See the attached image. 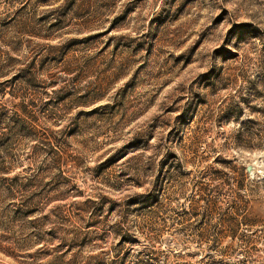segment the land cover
<instances>
[{"label": "rangeland", "instance_id": "rangeland-1", "mask_svg": "<svg viewBox=\"0 0 264 264\" xmlns=\"http://www.w3.org/2000/svg\"><path fill=\"white\" fill-rule=\"evenodd\" d=\"M0 264H264V0H0Z\"/></svg>", "mask_w": 264, "mask_h": 264}, {"label": "water", "instance_id": "water-1", "mask_svg": "<svg viewBox=\"0 0 264 264\" xmlns=\"http://www.w3.org/2000/svg\"><path fill=\"white\" fill-rule=\"evenodd\" d=\"M248 169H251V166H248Z\"/></svg>", "mask_w": 264, "mask_h": 264}]
</instances>
